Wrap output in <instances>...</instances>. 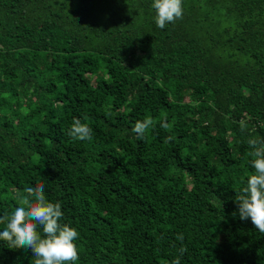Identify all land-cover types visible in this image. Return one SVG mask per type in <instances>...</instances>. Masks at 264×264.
Segmentation results:
<instances>
[{
    "label": "trees",
    "instance_id": "1",
    "mask_svg": "<svg viewBox=\"0 0 264 264\" xmlns=\"http://www.w3.org/2000/svg\"><path fill=\"white\" fill-rule=\"evenodd\" d=\"M153 2L0 0V215L40 182L79 232L75 264H171L182 246L181 264H264L235 203L264 139V0H183L165 29ZM34 261L0 241V264Z\"/></svg>",
    "mask_w": 264,
    "mask_h": 264
},
{
    "label": "clouds",
    "instance_id": "2",
    "mask_svg": "<svg viewBox=\"0 0 264 264\" xmlns=\"http://www.w3.org/2000/svg\"><path fill=\"white\" fill-rule=\"evenodd\" d=\"M151 8L155 10L154 21L160 29L183 18V0H154ZM239 123L241 131H245L247 122L241 120ZM153 126V119L145 117L136 121L132 131L143 139ZM160 126L169 128L166 119ZM68 135L74 140L91 141L93 130L81 119L74 118ZM172 139L168 136L164 142ZM247 144L251 149L249 155L254 173L248 177L246 186L236 192L235 203L239 218L243 221L250 219L255 228L264 233V139L252 137ZM23 192L25 195L18 197L19 205L10 213L0 215V225H4L0 241H4L10 249H30L35 257L34 264H75L79 259L75 243L79 232L70 224L61 223L64 215L61 202H50L45 195V185L40 182L25 187ZM176 240L183 244V234L177 235ZM178 252L179 256L171 264H181L180 256L187 252V248L182 246Z\"/></svg>",
    "mask_w": 264,
    "mask_h": 264
}]
</instances>
